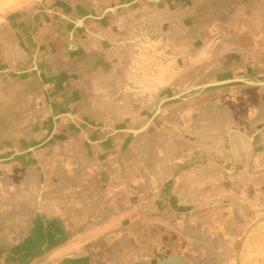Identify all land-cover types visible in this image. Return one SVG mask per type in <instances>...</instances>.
<instances>
[{"label":"crops","instance_id":"0c3cea01","mask_svg":"<svg viewBox=\"0 0 264 264\" xmlns=\"http://www.w3.org/2000/svg\"><path fill=\"white\" fill-rule=\"evenodd\" d=\"M174 256L264 264V0L15 6L0 17V264Z\"/></svg>","mask_w":264,"mask_h":264},{"label":"rangeland","instance_id":"374dc122","mask_svg":"<svg viewBox=\"0 0 264 264\" xmlns=\"http://www.w3.org/2000/svg\"><path fill=\"white\" fill-rule=\"evenodd\" d=\"M22 1H23V2H22ZM25 1H31V0H0V17H2L3 15H5L6 13H9V12H10L15 6H22V4L25 3ZM143 32H144V31H143ZM140 35H141V34H140ZM142 36H143V38L141 39V41L143 42L144 37H145V34L142 35ZM170 37H171V38H174L173 35H171ZM187 38H189V37L187 36ZM144 43H145V41H144ZM194 53H195V52H194ZM194 53L189 52V53L187 54L188 62H189V60H191V59L194 60V59L198 58V51H197L196 54H194ZM173 59H174V58H172V60H173ZM172 60H171V61H172ZM172 63H173V61H172ZM193 67H194V65H192L191 67L188 65V66L186 67L188 73L193 72V71L195 70V68H193ZM196 73H198V68L196 69ZM194 85H195V84H194L193 82H188V83L185 85V87H183V88H186L185 90H188V89L192 88V86H194ZM185 101H191L190 103H191V106H192V107H195V105H198V103H196L194 99H193V101H192L191 98H189V99L186 98Z\"/></svg>","mask_w":264,"mask_h":264},{"label":"water","instance_id":"95a60500","mask_svg":"<svg viewBox=\"0 0 264 264\" xmlns=\"http://www.w3.org/2000/svg\"><path fill=\"white\" fill-rule=\"evenodd\" d=\"M245 82L248 83L249 81H245ZM226 83L227 82H219V83L210 84V85H212L214 87H219V86L225 85ZM157 264H189V263L182 256H174V257L163 259L160 262H158Z\"/></svg>","mask_w":264,"mask_h":264}]
</instances>
